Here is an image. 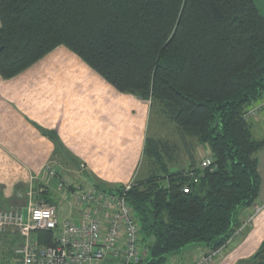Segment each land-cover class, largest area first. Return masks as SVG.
Listing matches in <instances>:
<instances>
[{"label": "trees", "instance_id": "16d2710c", "mask_svg": "<svg viewBox=\"0 0 264 264\" xmlns=\"http://www.w3.org/2000/svg\"><path fill=\"white\" fill-rule=\"evenodd\" d=\"M0 23L3 78L65 45L212 151L213 171L173 170L168 144L147 134L148 174L125 194L149 252L141 264H168L191 245L216 249L233 235L261 186L264 138L243 119L264 91V16L254 0H0ZM237 264H264V241Z\"/></svg>", "mask_w": 264, "mask_h": 264}, {"label": "crops", "instance_id": "0c3cea01", "mask_svg": "<svg viewBox=\"0 0 264 264\" xmlns=\"http://www.w3.org/2000/svg\"><path fill=\"white\" fill-rule=\"evenodd\" d=\"M150 114L149 101L119 91L65 45L13 77L0 74V210L24 206L28 196L18 194L30 189L36 200L57 202L61 193L56 187L40 191L50 160L76 184H131L142 176ZM253 128H264V119ZM200 159L192 164L198 166ZM258 170V198L240 211V225L214 264L248 259L264 241V148ZM58 211L60 218H78L77 209L67 203ZM21 242L12 228L0 232V264H20L16 248ZM207 251L191 245L168 263L189 261Z\"/></svg>", "mask_w": 264, "mask_h": 264}, {"label": "built area", "instance_id": "2783aa9c", "mask_svg": "<svg viewBox=\"0 0 264 264\" xmlns=\"http://www.w3.org/2000/svg\"><path fill=\"white\" fill-rule=\"evenodd\" d=\"M262 115L264 91L245 108L243 119L254 123ZM205 151L198 166L213 171L217 168L214 156L209 147ZM57 164L53 160L46 164V183L40 187L41 192L56 187L61 193L57 202L36 200L30 189L18 194L28 196L24 206L0 210V232L12 228L22 238L16 248L20 264H141L149 252L141 243L140 224L125 196L131 184L124 185L122 193L96 185L83 186L69 180ZM183 189L188 192L189 186ZM64 203L77 209V219L60 218L58 209ZM38 232L52 234V243H42ZM230 239L216 249L174 264H214Z\"/></svg>", "mask_w": 264, "mask_h": 264}, {"label": "rangeland", "instance_id": "374dc122", "mask_svg": "<svg viewBox=\"0 0 264 264\" xmlns=\"http://www.w3.org/2000/svg\"><path fill=\"white\" fill-rule=\"evenodd\" d=\"M260 12L264 16V0H254ZM264 119V115L261 119ZM260 120V119H259ZM148 134L153 137L161 138L168 144L169 150L164 155V160L173 170L188 169V167L194 162V160L200 159L205 155V146L200 144L194 137L183 136L175 124L168 120H161L158 115H151L148 126ZM258 139L264 138V128L254 133ZM210 149V148H209ZM149 162L147 159H143L141 163V175L139 178L146 177L148 174ZM68 207V206H67ZM69 208V207H68ZM66 209L69 215L70 209ZM71 218V217H70ZM1 254V251H0ZM173 257V256H172ZM171 257V258H172ZM1 258V255H0ZM170 258V259H171ZM169 259V260H170ZM169 262V261H168Z\"/></svg>", "mask_w": 264, "mask_h": 264}]
</instances>
